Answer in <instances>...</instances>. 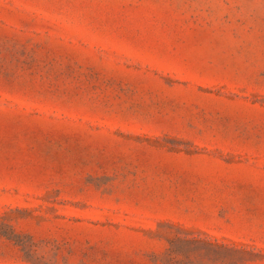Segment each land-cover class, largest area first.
Segmentation results:
<instances>
[{
  "label": "rangeland",
  "instance_id": "obj_1",
  "mask_svg": "<svg viewBox=\"0 0 264 264\" xmlns=\"http://www.w3.org/2000/svg\"><path fill=\"white\" fill-rule=\"evenodd\" d=\"M0 264H264V0H0Z\"/></svg>",
  "mask_w": 264,
  "mask_h": 264
}]
</instances>
